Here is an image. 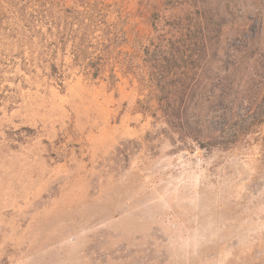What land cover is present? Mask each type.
Here are the masks:
<instances>
[{"label": "rangeland", "instance_id": "rangeland-1", "mask_svg": "<svg viewBox=\"0 0 264 264\" xmlns=\"http://www.w3.org/2000/svg\"><path fill=\"white\" fill-rule=\"evenodd\" d=\"M81 13L128 43L64 33ZM155 52L206 123L246 94L261 132L202 147L147 109ZM263 116L264 0H0V264H264Z\"/></svg>", "mask_w": 264, "mask_h": 264}, {"label": "trees", "instance_id": "trees-1", "mask_svg": "<svg viewBox=\"0 0 264 264\" xmlns=\"http://www.w3.org/2000/svg\"><path fill=\"white\" fill-rule=\"evenodd\" d=\"M75 21L78 22L77 25L79 29L77 30L74 29ZM53 24H55L57 27L60 25V23L54 22ZM65 26L66 28L64 33L67 32V28L69 26L71 28L69 32L71 33H76L77 31L82 30L84 31V35H82L80 38L81 43L86 41L87 35L90 31H95L97 29L103 30L108 44L104 42L100 44L107 50L113 46L119 47L124 43H128L129 41L127 32L123 31V29L119 30L116 25H114L116 29L113 30V25H109L104 17L101 19L96 14L81 13L73 16L72 21H69L66 18ZM105 26L106 28H104ZM79 47L81 46L79 45ZM146 53L148 56L150 49H147ZM164 54V52L162 54L155 52L151 55V59L147 61V63H149V76L148 78L146 76L141 78V83L149 90L148 98L146 100L148 103L147 109L151 110L152 101L157 100L159 102L158 110L162 111L164 117H167V119L178 115L179 118L180 116H184L188 125L187 134L190 133L191 137H193L198 142L201 140L200 143L202 147H214L221 145V147L227 148L238 142L240 138L248 136L250 133L261 132V128L259 126L260 124L254 120L255 116L252 115L250 111L245 112L244 114L234 111V109L239 107L238 105L244 102V100L247 98L246 94L243 97H238L235 94L228 95L227 97L220 96L217 98V102L223 103L227 101L228 106L231 105L232 108L229 111H223V113H221L220 118L223 120V122L220 127H213L212 125L206 123L204 121V117L202 116V109L208 105V102H204L202 96L198 95L200 82L191 80V92H179L177 90V84H175V82L169 77H165L163 75L165 71L169 69V63L171 61V59H169L166 54L164 56ZM120 63L123 66H126L128 71L132 70L133 64L131 63V60L126 58ZM106 65L107 64L103 60V56L98 55L96 58L91 59L85 67L93 73L94 78H97L105 71ZM110 79L115 80V74H113V72L110 75ZM179 94L182 95L180 100L178 98ZM190 106L191 124L188 121L189 119L187 115ZM219 132L220 134L218 135Z\"/></svg>", "mask_w": 264, "mask_h": 264}]
</instances>
